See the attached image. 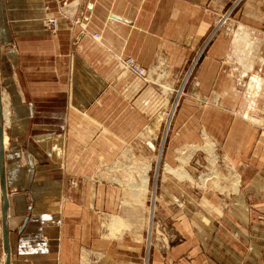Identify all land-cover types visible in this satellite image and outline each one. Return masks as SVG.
<instances>
[{"label": "crops", "instance_id": "obj_1", "mask_svg": "<svg viewBox=\"0 0 264 264\" xmlns=\"http://www.w3.org/2000/svg\"><path fill=\"white\" fill-rule=\"evenodd\" d=\"M199 2L0 0V84L8 90L6 95L1 90L9 115L6 128L24 132L19 161L32 164L28 174L25 170L17 178L27 185L28 175L30 188L25 194L29 200L20 194L11 198L15 205L9 206V225L21 223L10 244L14 260L20 264H80L83 248H90L87 239L95 251V225L90 232L82 210L61 198L73 195L72 188L65 181L58 187L50 185L49 180L48 186L39 181L50 179L51 164L80 162L81 146L82 154L87 155L97 140L111 139L114 131H135L137 127L129 126L133 122L130 116L140 114L143 123L142 109L149 87L123 69L119 58H132L148 68L161 51L168 62L189 56L195 40L208 32L207 14L199 9ZM248 11L255 19L264 18V0L250 2ZM46 17L57 19L56 31L44 29ZM251 26L257 28L254 23ZM93 34L99 35V40ZM254 49L250 46L248 54ZM205 51L196 73L201 88L210 82L220 84L219 71L213 77L208 73L219 67L217 57L223 49L207 46ZM261 62L264 64L263 59ZM259 86L249 88L245 106L239 95L232 94L230 111H218L222 122L217 125V140L233 165H238L237 181L229 194L221 192L201 199L211 212L205 210L200 218L189 219L188 225L197 228L198 235H185L184 250L172 256L174 262L264 264V104H256ZM183 113L194 115L190 108ZM190 120L184 122L186 128L187 124H197L200 135L210 131L203 118ZM190 134L187 141L196 136L192 131ZM91 156L82 161H112L103 156L94 158L95 153ZM36 163L46 164V170L39 172ZM25 168L19 167L18 172ZM5 176L8 192L6 154ZM19 184L15 182L22 187ZM29 201L31 207L23 209V203ZM8 202L10 205L9 198ZM187 205L191 208L184 203ZM185 212L191 216L187 208ZM87 233L93 237L88 238ZM99 243L106 250L111 246L104 240ZM105 255L108 257L106 251Z\"/></svg>", "mask_w": 264, "mask_h": 264}, {"label": "rangeland", "instance_id": "obj_2", "mask_svg": "<svg viewBox=\"0 0 264 264\" xmlns=\"http://www.w3.org/2000/svg\"><path fill=\"white\" fill-rule=\"evenodd\" d=\"M250 2L253 0H200L199 9L207 14L208 32L201 40H195L190 55L182 60L168 62L165 52L161 51L150 67H142L146 77L140 79L150 90L144 99L141 116L143 123L140 114L130 116L133 122L129 126L137 127L135 131L116 130L112 132L111 139L97 140L90 154L84 153L87 155L82 154L81 146L80 162L51 164L50 170L53 173L50 179H40L39 184L42 186H48L47 180L53 181L54 185L51 182L50 185L56 187L65 181L66 186L72 188L73 195H63L61 198L86 212L84 215L80 211L81 216L88 221L86 227L90 232L95 225L98 240L96 249L94 251L91 248L92 241L87 239L90 248H83L80 264H172L170 260L179 264L178 259L174 262L172 256L184 250L182 242L185 235H198V229L188 225L189 219L200 218V214H206L205 210L211 212L201 199L221 192L229 194L234 190L238 165H233L221 147L216 129L222 122L218 111L223 108L230 111L232 108V94L239 95L241 105L245 106L249 88L255 89L253 78L261 79V91L255 98L256 104L259 103L260 107L264 104V64L261 62L264 60V18L249 16ZM253 23L257 28L251 26ZM245 32L248 34V45L255 46V49L249 54L245 51L244 56H241L235 46L239 44V34ZM207 46H221L223 49L219 54L221 57H217L219 67H213L208 73L213 77L219 71L220 84L210 82L207 87L201 88L196 73ZM124 59L127 58H119V63ZM246 60L249 63L251 60L252 64H246ZM1 90L4 95L7 94L8 90L3 84ZM187 108L194 115H184V109ZM190 118L192 122L203 118V123L208 124L210 131L205 130L200 135V131H196L197 124H187L186 128L184 122ZM4 125L3 122V134L8 136L4 151L11 185L7 197L10 202L11 198L20 194L26 195L28 199L29 195L25 194L26 189L30 188L28 175L27 185L17 179L25 170L28 174L27 169L32 167L31 163L19 161L24 132L14 133L12 128ZM189 130L196 136L192 135L187 141L191 135ZM91 153H95L94 158L103 156L112 161L83 162V159L93 157ZM147 165L149 168L146 172L144 169ZM35 166L39 172L46 170V164L36 163ZM167 166L177 171L178 176L170 174ZM19 167L26 168L18 172ZM141 174L146 175L148 187L141 194L139 202L130 198L126 192H133L135 188L129 187V184L140 183ZM15 182L22 187L15 186ZM134 192L137 193V189ZM184 203L190 204L191 208L189 205L184 206ZM13 204L11 202L10 208ZM31 205V201L24 202L23 209ZM185 208L191 216L186 214ZM123 209L127 214H134L130 215L129 221L127 219L129 227L121 232L111 231L106 225L112 217L121 216ZM11 211L14 213L15 209ZM20 225H9L10 244ZM91 237L93 235L90 234L88 238ZM99 239L111 243L110 248L106 250L107 247L101 246ZM10 258L11 264H20L19 260L11 257V253ZM186 259H189L188 256ZM0 264H3L1 220Z\"/></svg>", "mask_w": 264, "mask_h": 264}, {"label": "bare ground", "instance_id": "obj_3", "mask_svg": "<svg viewBox=\"0 0 264 264\" xmlns=\"http://www.w3.org/2000/svg\"><path fill=\"white\" fill-rule=\"evenodd\" d=\"M238 46H240V48H241V50H239L238 51V53H239V55H241V56H244L243 55V53L245 52V51H247V49H250V46L248 45V43H247V35H241L240 37H239V44H238ZM247 47V48H246ZM246 48V49H245ZM235 50V49H234ZM242 58V57H241ZM242 59H244V58H242ZM248 59V58H247ZM246 62H247V60H246ZM245 63V62H244ZM250 63H251V60H250ZM250 63L249 62H247L246 64H249L250 65ZM245 64V65H246ZM252 64V63H251ZM244 65V66H245ZM246 67V66H245ZM249 68V66L247 67V69ZM253 81L255 82V84L256 85H259L260 83H261V81L259 82V79L258 78H254L253 79ZM2 108H3V110H2V116H3V122H4V126L6 127L7 126V121H9L8 120V109H7V107H6V103H5V98L2 96ZM9 107V106H8ZM10 110V109H9ZM10 113V112H9ZM172 117V116H171ZM210 140V139H209ZM7 144H8V137H7V135L4 133L3 134V147L4 148H6V146H7ZM207 146V145H206ZM211 147V146H210ZM148 168H149V165H147V166H145V169H144V171H146V170H148ZM167 168V170H168V172L170 173V174H173V175H175V176H178V174H177V171H175V170H172L171 168H169L168 166L166 167ZM147 172V171H146ZM183 173V172H182ZM143 174V173H142ZM141 174V175H142ZM181 176V175H180ZM137 177V176H136ZM135 177V178H136ZM187 179H188V177L187 176H185ZM136 180V179H135ZM137 181V180H136ZM147 177H146V175H142L141 177H140V183H138V184H134V185H130L129 184V187H134L135 189H137V193L136 192H134L135 191V189H133V192L131 191V192H126V194H129V196H130V198H133V200H135V201H139V199H141V194L143 193H145L146 191V189H147ZM235 184H236V182H235ZM124 189V188H123ZM126 197V196H125ZM130 200V199H129ZM140 202V201H139ZM127 203V202H126ZM135 204H136V202H134ZM128 206V205H127ZM122 213V212H121ZM120 213V214H121ZM132 213H130V214H127V211L126 210H124L123 209V213H122V215L121 216H117V217H112L111 219H110V222L106 225L108 228H110V230L111 231H113V230H117L118 232H121V231H123L125 228L127 229V227H129V225H127L126 224V222H128L129 220H130V215H131ZM132 215H134V214H132ZM151 215V214H150ZM127 219H128V221H127ZM83 263V262H82Z\"/></svg>", "mask_w": 264, "mask_h": 264}, {"label": "water", "instance_id": "obj_4", "mask_svg": "<svg viewBox=\"0 0 264 264\" xmlns=\"http://www.w3.org/2000/svg\"><path fill=\"white\" fill-rule=\"evenodd\" d=\"M1 90V84H0ZM9 202L7 197L6 176H5V151L3 147V116L0 91V220L2 237L3 264H11L10 243H9Z\"/></svg>", "mask_w": 264, "mask_h": 264}, {"label": "built area", "instance_id": "obj_5", "mask_svg": "<svg viewBox=\"0 0 264 264\" xmlns=\"http://www.w3.org/2000/svg\"><path fill=\"white\" fill-rule=\"evenodd\" d=\"M43 27L50 32L56 31L58 29L57 19L53 17H46L43 20ZM92 37L95 40H99V36L97 34H93ZM121 65L139 78L144 79L146 77V71L131 58L121 60Z\"/></svg>", "mask_w": 264, "mask_h": 264}]
</instances>
